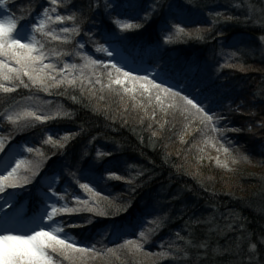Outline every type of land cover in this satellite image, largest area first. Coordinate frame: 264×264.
Masks as SVG:
<instances>
[{"label":"trees","instance_id":"1","mask_svg":"<svg viewBox=\"0 0 264 264\" xmlns=\"http://www.w3.org/2000/svg\"><path fill=\"white\" fill-rule=\"evenodd\" d=\"M109 2L76 0V7L80 9L77 15L82 19L81 35L72 38L69 44L54 42L48 45L74 54L52 62L58 66L65 61L82 64L75 55L81 51L79 42L85 43L83 51L94 58H103L95 51V42L104 43V35L114 28L112 19L118 16L129 20L141 27L122 35L127 37V44L147 48L149 55L144 58L145 67L149 66L147 62L153 55L161 57L163 63L190 65V77H177L173 82L177 87L184 86L185 91L191 92L206 108L226 117L218 127L240 128L241 131H228L224 133L227 139H223L219 133L205 131L199 121L190 116L186 118L178 108L168 109L165 114L154 100L145 115L144 109L135 107L136 101L122 90L120 95L107 89L101 92L100 85H95V95L87 84L83 92L79 87L67 90L61 87L51 89V95L35 88H19L15 93H0V113L24 105L45 111L62 106L70 116L43 125L37 123L35 128L19 132L0 117V135L12 132L5 152L18 145L41 147L49 159L41 166L40 176L50 174L53 168H63L65 174L87 170L85 175L95 179L97 190L109 196L114 204L128 199L133 201L126 213L93 216L94 227L65 229L83 245L95 244L98 249L114 247L125 239H136L142 221L164 217L163 227L150 235V242L145 244L147 251L159 252L163 245V250L172 252L174 259L154 258L159 264H264V148H257L259 143L264 144V46L259 40L264 35V0H117L122 6L106 7V3L111 5ZM149 5L154 6L155 11L145 20ZM42 6H47L46 0H32L31 3L9 0L11 12L22 17V22L33 18ZM250 10L259 13L252 14ZM217 12L234 19L217 17ZM65 24L71 26V22ZM177 24L191 35L180 33L174 27ZM198 35L203 39L197 38ZM228 36H236L241 42L231 41ZM169 37L170 42H165ZM228 65H243L246 70ZM85 71L87 74L88 70ZM101 79L107 83L106 75ZM119 87L114 85V88ZM101 96L104 99L101 100ZM137 98L148 105L146 97ZM44 101L52 103L45 105ZM167 103L165 101V105ZM234 105L243 117L232 115ZM153 114L155 119L151 118ZM160 124H164L163 129ZM197 128L201 131H195ZM46 130L74 135L66 148L53 149L41 143ZM153 132L157 134L153 136ZM205 135L216 136L217 147L220 144L229 147L239 162L229 164L232 156L217 152L211 144L206 145ZM98 151L111 155L97 159ZM242 154H247L249 161L240 159ZM218 155L229 157L228 168L216 164ZM24 156L34 162L39 159L26 152ZM108 170L127 179L139 172L143 175L134 181L136 191L133 193L130 191L133 185L125 181L100 180L101 174L106 176ZM38 180L39 176L34 183ZM70 183L67 175L62 176L58 190H66L69 198L73 192L87 198L75 184L69 187ZM39 188L37 203L33 209L28 208L27 217L33 215L43 197V187ZM10 197L15 199L11 208L19 209L22 194L16 192ZM92 215L83 212L71 219ZM150 227V223L144 225L145 229ZM176 233L184 239H178ZM170 244L174 246L170 248ZM175 246L184 251L177 254ZM120 256L128 264L142 258L133 257L123 249ZM88 264L106 262L97 259ZM112 264H121V261L113 259ZM145 264H152V259H145Z\"/></svg>","mask_w":264,"mask_h":264},{"label":"snow or ice","instance_id":"2","mask_svg":"<svg viewBox=\"0 0 264 264\" xmlns=\"http://www.w3.org/2000/svg\"><path fill=\"white\" fill-rule=\"evenodd\" d=\"M32 0H29L31 3ZM47 6H42L39 13L33 18L22 22V17L15 16L9 8V0H0V93L9 94L17 92V89H33L42 91L51 95V89H60L79 87L81 92L84 85L91 86V94L95 95V85H100V91L105 89L116 92L117 95H128L133 101H136L135 107L143 108L145 115L148 114V106L153 100L159 105L162 112L167 114L168 109L178 108L187 117L199 121L205 131L219 133L223 139H227L224 133L228 131L240 132V128H221L218 127L221 120L226 117L212 111L210 108L198 101L191 92H186L185 87H177L174 81L177 77L188 79L191 74V66H175L163 63L162 58L153 55L148 60V67H145V56L149 55L145 46L130 45L126 43L127 37L123 33L132 29L141 27L129 20L120 19L118 16L112 19L114 28L104 35V43L95 42V51L102 54L103 58H94L91 54L83 51L85 43L79 42L78 48L81 51L75 53L83 61L82 64L63 62L62 66L52 62L53 59L59 61L61 57H70L74 53L58 51L56 47H50L49 44L59 42L61 44L71 43L72 38L81 35L80 23L82 19L78 17L80 11L76 7V0H46ZM106 7H119L115 0L111 5L106 3ZM63 9V11H61ZM22 13L23 9L20 10ZM151 11H155L154 6L149 5V12H146L144 19L150 18ZM67 12V14H64ZM217 17H223L222 13H215ZM225 20H233L234 17H223ZM251 19V17H249ZM71 22V26L65 22ZM59 25V27H57ZM174 27L185 35V29L179 24ZM199 29L197 33H199ZM203 39L202 36H197ZM170 37L165 42H170ZM264 46V35L259 37ZM229 67H239L245 71L243 65H228ZM98 69L103 71L98 72ZM87 74H86V71ZM107 76V83H103L101 77ZM120 86L119 88H114ZM131 85V87H129ZM63 95V93H57ZM146 97L148 105H145L137 97ZM32 99V97H28ZM76 99L75 96L72 97ZM100 99H104L103 96ZM165 101H168L165 105ZM51 101H44L43 104L51 105ZM98 111V109H96ZM70 113L63 110L62 106H57L54 111H45L44 108H35L32 105L19 106L15 110H5L0 113L8 124L13 127L15 132L22 129L35 128L37 123L43 125L48 121L63 119L69 117ZM152 119H155L153 114ZM142 122V121H141ZM264 126V125H262ZM164 124H160L163 129ZM2 131V126H0ZM195 131H201L200 128ZM252 131L251 128L248 129ZM157 133L153 132L155 136ZM73 133L59 135L46 130L42 138V145H49L53 149H64L67 142L73 138ZM12 136V132L7 135H0V153H5L6 143ZM183 140V137H181ZM204 143L211 144L217 152L223 151L228 156H232V150L220 144L216 136L205 135ZM264 147V146H262ZM11 152V149H9ZM204 151L203 148L200 149ZM35 154L39 159L34 162L24 156V153ZM111 153L97 152L99 159ZM49 157L45 155L41 147L22 146L19 157L13 155L0 167V193L8 189H25L33 184L36 177L44 182L43 197L37 205L33 215L25 225L22 218L5 213L0 217V264H88L90 260H104L106 264H112L113 259L121 261V264H128L122 260L120 250H126L133 257H142L136 259L134 264H145V259H152V264H159L157 259H174L172 252L163 250L151 252L145 249V244L150 242V235L163 227L164 217H155L152 221L144 220L141 224V230L136 239H125L123 243L116 244L114 247H105L98 249L95 244L83 245L70 236L66 228H83L95 226V217H108L110 215H119L128 212L132 207L133 201L128 199L120 204H114L113 200L107 195H102L96 188V180L85 175L87 170L64 173L60 170L52 169L51 173H45L40 176L41 166L47 162ZM203 159V156H201ZM240 159L249 161L247 154H242ZM216 164L228 168L227 161L222 162L219 156L215 158ZM79 162V161H77ZM232 162H239L235 156H232ZM67 175L69 187L71 184L78 186L87 198L75 192L70 194L65 190H58L57 184L60 178ZM143 172L137 173L131 179L120 176L116 171L108 170L107 175L101 174L100 180L115 179L122 180L133 185L131 192L136 191L134 181L142 176ZM142 186V185H141ZM107 201V204H104ZM9 207L12 204L9 200L4 201ZM71 205V206H70ZM87 212L92 216L81 217L78 220H72L73 215L80 216ZM151 224L152 227L145 229V224ZM178 239L184 237L176 233ZM190 244L191 241H188ZM174 245H169L173 247ZM256 247L255 244L252 245ZM176 253L183 252L184 249L175 246Z\"/></svg>","mask_w":264,"mask_h":264},{"label":"rangeland","instance_id":"3","mask_svg":"<svg viewBox=\"0 0 264 264\" xmlns=\"http://www.w3.org/2000/svg\"><path fill=\"white\" fill-rule=\"evenodd\" d=\"M252 10V9H251ZM251 10H250V12H251ZM0 11H3V9H0ZM252 14H258L259 13V11H256V12H251ZM20 148H14L13 149V151H12V153L11 154H9L8 155V157L6 158V160H4L2 163H1V167L4 165V163L5 162H7L8 160H9V157L10 156H13V155H15V156H17L18 157V154L20 153ZM212 153V152H211ZM219 156V158H221V159H223L224 158V160H226L227 162H229V164H231L232 165V160H229V157L227 158V157H223L222 155H218ZM229 160V161H228ZM233 164H235V163H233ZM5 207H6V204L4 203V201H0V217H3L4 216V214L5 213H8L9 215H12L11 214V212H7L6 211V209H5ZM0 223H2V221H0ZM26 225V224H25Z\"/></svg>","mask_w":264,"mask_h":264},{"label":"bare ground","instance_id":"4","mask_svg":"<svg viewBox=\"0 0 264 264\" xmlns=\"http://www.w3.org/2000/svg\"><path fill=\"white\" fill-rule=\"evenodd\" d=\"M245 107H247L246 105L243 107V109L245 108ZM232 115L233 116H240V118L241 117H243V114H240V110H239V108L236 106V105H234L233 106V108H232ZM262 146H264V144L261 142V143H259L258 144V146H257V148H264V147H262Z\"/></svg>","mask_w":264,"mask_h":264}]
</instances>
